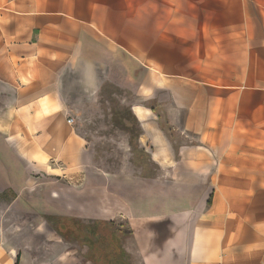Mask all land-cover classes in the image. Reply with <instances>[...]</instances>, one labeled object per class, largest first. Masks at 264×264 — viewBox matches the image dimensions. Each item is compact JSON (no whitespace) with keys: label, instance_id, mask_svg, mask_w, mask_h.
Instances as JSON below:
<instances>
[{"label":"crops","instance_id":"1","mask_svg":"<svg viewBox=\"0 0 264 264\" xmlns=\"http://www.w3.org/2000/svg\"><path fill=\"white\" fill-rule=\"evenodd\" d=\"M107 82L185 138L176 152L132 106L164 174L92 170L67 118ZM0 102L1 212L17 214L0 264H31L48 221L82 215L125 221L140 264H264V0H0Z\"/></svg>","mask_w":264,"mask_h":264},{"label":"rangeland","instance_id":"2","mask_svg":"<svg viewBox=\"0 0 264 264\" xmlns=\"http://www.w3.org/2000/svg\"><path fill=\"white\" fill-rule=\"evenodd\" d=\"M136 103H143L149 108H151L149 105L153 104L155 108L154 113L158 116L157 121L160 122L162 127H167L165 119L158 115V108L155 107L157 104L148 101H139L130 91L108 82L101 86L94 100L80 102L76 105L73 110L76 118V131L85 138L93 151L92 170L99 173H112L118 178L142 175L144 177H153L164 174L165 170L151 159L148 146L143 145L146 140L145 138H140L142 129H140L138 137L134 141H131L130 134L123 126L127 124V119L125 118L132 117L128 113L129 110L134 114L132 106ZM128 122L130 125L129 120ZM137 126V128H141L139 121ZM171 135L172 137L170 139L173 145L178 146L181 142L186 141L185 138L176 133H171ZM131 142L136 143V147L131 145ZM8 199L9 194H0V217L3 227L7 226L17 217V214L11 211L1 212L4 208L5 201ZM86 199L87 197L80 199L72 207V210H75V206L80 205ZM80 213L88 214L84 212ZM79 218L85 225L89 224L91 219H94L88 218L86 215L79 216ZM48 223L51 228L47 229L45 236L38 238L41 252L35 254L36 258L30 261L31 264L45 261L49 264H54V262L57 264H92L86 259V246L80 244L70 236H63L55 228L57 220H51ZM117 224H122L124 227H127L125 221L122 220H117ZM34 225L35 223L33 222L29 226L31 228L18 232L20 234L19 237L28 231H32ZM128 258L131 264H140L136 253L133 252L131 257L128 255L126 259Z\"/></svg>","mask_w":264,"mask_h":264},{"label":"trees","instance_id":"3","mask_svg":"<svg viewBox=\"0 0 264 264\" xmlns=\"http://www.w3.org/2000/svg\"><path fill=\"white\" fill-rule=\"evenodd\" d=\"M149 106L155 112L154 106ZM128 113L132 117L125 118L127 119V124L123 126L130 134L131 141H134L138 137L141 128H137L138 120L136 116L130 110ZM128 120L130 121V125ZM160 127L168 134L169 138L172 137L170 128L162 127L161 124ZM131 145L136 147V143L134 142H131ZM173 146L177 152L178 146ZM55 228L63 236H70L80 244L86 246L87 251L85 256L92 264H128L126 259L127 254L121 246V237L125 233L122 224H116L110 219L96 218L85 225L74 217H59Z\"/></svg>","mask_w":264,"mask_h":264},{"label":"built area","instance_id":"4","mask_svg":"<svg viewBox=\"0 0 264 264\" xmlns=\"http://www.w3.org/2000/svg\"><path fill=\"white\" fill-rule=\"evenodd\" d=\"M67 122L71 125H75L76 126V118H75V115L74 116H69L67 118Z\"/></svg>","mask_w":264,"mask_h":264}]
</instances>
